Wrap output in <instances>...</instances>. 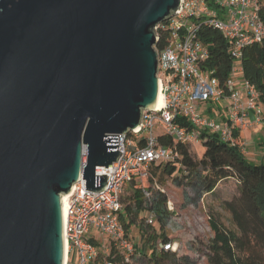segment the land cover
Returning <instances> with one entry per match:
<instances>
[{
	"label": "water",
	"instance_id": "obj_1",
	"mask_svg": "<svg viewBox=\"0 0 264 264\" xmlns=\"http://www.w3.org/2000/svg\"><path fill=\"white\" fill-rule=\"evenodd\" d=\"M181 3L0 0V264L66 263L63 197L82 174L104 191L112 135L156 109V29Z\"/></svg>",
	"mask_w": 264,
	"mask_h": 264
},
{
	"label": "built area",
	"instance_id": "obj_2",
	"mask_svg": "<svg viewBox=\"0 0 264 264\" xmlns=\"http://www.w3.org/2000/svg\"><path fill=\"white\" fill-rule=\"evenodd\" d=\"M261 11L260 0H182L179 10L158 25V43L163 32L169 36L162 49L155 47L164 105L144 111L136 130L112 135L119 136L118 151L122 155L113 165L96 168V177H109L104 191L87 190L82 174L72 192L63 197L65 264H70L73 250L77 251L78 264H116L106 259L99 262L101 252L108 254L110 246L102 250L94 230L110 237L122 251L124 260L130 262L137 248L122 219L124 194L131 182L149 177L153 164L176 161L175 149L160 142L162 134L199 148L200 135L207 131L231 146L239 145L242 152L247 153L248 142L242 138V132L264 126L260 94L243 77L242 70L246 47L264 40ZM202 25L223 34L229 43L228 52L235 59L224 86L213 76L214 71L206 68L210 50L199 36ZM219 103L223 104L215 108ZM205 104H209L208 108H202ZM180 118H184L183 121ZM186 122L190 126L185 125ZM87 162L85 148L83 165ZM155 218V214L150 215L149 224H153ZM160 247L177 252L181 246L171 241Z\"/></svg>",
	"mask_w": 264,
	"mask_h": 264
},
{
	"label": "trees",
	"instance_id": "obj_3",
	"mask_svg": "<svg viewBox=\"0 0 264 264\" xmlns=\"http://www.w3.org/2000/svg\"><path fill=\"white\" fill-rule=\"evenodd\" d=\"M260 2L264 21V0ZM199 36L210 50L206 68L214 71L213 76L224 86L235 63L228 52L229 43L219 30L208 25L200 27ZM168 39V34L163 32L158 49H162ZM242 70L243 77L259 92L260 103L264 106V40L246 47ZM183 119L180 118V121ZM185 125L190 126L188 122ZM200 138L202 155L196 158L191 148L197 153L201 152L200 148L165 134L159 137L162 144L175 149L177 159L153 164L148 178L134 180L128 185V202L124 203L122 217L127 231L133 225L141 227L148 249L152 251L150 255L145 252V255L153 264H192L187 254H181L182 250L174 252L160 247L172 241L167 226L173 213L168 209L167 195L157 181L165 184L166 179H171L186 190V203L199 206L205 195L214 196L222 182L234 179L237 194L221 202L224 211L230 214V225L224 224L214 209L209 214L213 235L207 244V264H264V154L258 162H253L239 145L231 146L215 134L202 131ZM145 191L150 193L149 196L145 195ZM145 213H148V218L155 214L154 222L160 226L159 231L149 233L153 225L144 224ZM103 259L116 264L129 263L114 242L108 254L101 252L99 262Z\"/></svg>",
	"mask_w": 264,
	"mask_h": 264
},
{
	"label": "rangeland",
	"instance_id": "obj_4",
	"mask_svg": "<svg viewBox=\"0 0 264 264\" xmlns=\"http://www.w3.org/2000/svg\"><path fill=\"white\" fill-rule=\"evenodd\" d=\"M222 104L223 103L216 104L214 107L218 109V106H221ZM208 106L209 104H205L202 108H208ZM250 135L251 137L257 135L256 127L247 130V132H243V136H246L247 138ZM247 142V151H249L252 146L250 145V141ZM261 147H264V145H261ZM199 148L201 152L198 153L191 148V151L196 158H198L199 155H202V149L201 147ZM247 158L253 162H258L257 160L260 159L259 157L251 156L249 154ZM157 182L160 187L164 189V193L168 198V209L173 213L167 226L170 238L173 242L180 244V250H182L181 254H187L192 264H207V244L213 235L209 222V214L211 210L214 209L222 222L227 226L230 225V214L229 212L224 211L221 202L223 199H231L237 194L238 188L236 181H234V179H228L222 182L216 190L215 195H205L204 200L201 201L199 206L186 203L184 196L186 190L184 187H178L171 179H166L165 184H161L159 181ZM190 194L192 195V193ZM126 197L127 191L124 194L125 204L128 202ZM144 216V224H149L148 213H145ZM151 225L153 226L149 228V233H153L155 230L159 231L160 226L156 221ZM140 228L141 227L138 225H133L129 231L131 238L136 243L138 252H136L130 259V262L126 264H153L145 255V252L148 251V254L150 255L152 251L148 249L149 246L145 241V234ZM94 233L98 235L102 250L106 249L105 246L109 247L111 245L112 239L110 237L102 236L96 230H94ZM70 264H78L76 250H73L72 252Z\"/></svg>",
	"mask_w": 264,
	"mask_h": 264
},
{
	"label": "crops",
	"instance_id": "obj_5",
	"mask_svg": "<svg viewBox=\"0 0 264 264\" xmlns=\"http://www.w3.org/2000/svg\"><path fill=\"white\" fill-rule=\"evenodd\" d=\"M256 128H257V135L256 136L253 135L251 137V135H250L247 138L246 136H243V132L241 135H242L243 139L250 141V145L252 146V148L249 151H247L246 155L248 156V154H249L251 156H256V157L262 158L263 154H264V147H261V145H264V126H257ZM129 235H130V232H129ZM137 251H138V249H137ZM97 264H100V263H97Z\"/></svg>",
	"mask_w": 264,
	"mask_h": 264
},
{
	"label": "bare ground",
	"instance_id": "obj_6",
	"mask_svg": "<svg viewBox=\"0 0 264 264\" xmlns=\"http://www.w3.org/2000/svg\"><path fill=\"white\" fill-rule=\"evenodd\" d=\"M163 105H164V99H163V95L160 93L158 100H157V103H156V108L160 109L161 107H163ZM66 197H67V195L65 196V198ZM64 215H65V210H64Z\"/></svg>",
	"mask_w": 264,
	"mask_h": 264
}]
</instances>
